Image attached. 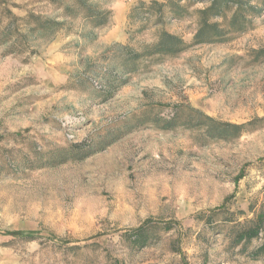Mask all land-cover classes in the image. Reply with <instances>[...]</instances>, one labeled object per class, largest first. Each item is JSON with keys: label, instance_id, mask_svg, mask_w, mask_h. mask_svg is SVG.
Returning <instances> with one entry per match:
<instances>
[{"label": "rangeland", "instance_id": "374dc122", "mask_svg": "<svg viewBox=\"0 0 264 264\" xmlns=\"http://www.w3.org/2000/svg\"><path fill=\"white\" fill-rule=\"evenodd\" d=\"M74 1L0 0L3 27L66 19L35 55L0 46V264H264L262 241L236 246L232 231L264 210V10L126 73L114 45L142 52L162 29L192 43L203 5L156 27L128 21L141 0H83L111 12L92 30L67 19ZM197 111L246 131L212 138Z\"/></svg>", "mask_w": 264, "mask_h": 264}, {"label": "trees", "instance_id": "16d2710c", "mask_svg": "<svg viewBox=\"0 0 264 264\" xmlns=\"http://www.w3.org/2000/svg\"><path fill=\"white\" fill-rule=\"evenodd\" d=\"M74 3L76 8L65 9L67 19H75L79 13H84L83 19L92 30L108 25L111 12L83 0H76ZM198 5H203V8L195 10L198 29L192 43L162 29L157 32L156 42L145 45L142 52L133 50L129 45H114L113 47L125 56L126 73L130 69V64L134 70V63L143 57H177L195 46L223 42L229 32H245L250 24L249 16L259 15L264 10V0H150L149 2L141 0L130 10L127 19L129 22L145 25L154 22L156 27H162L166 21L181 20L191 16L193 14L191 10ZM10 15V22L4 27L0 25V46L10 47L8 55L37 54V44L52 41L66 25V19L59 20L33 12L23 19L12 13ZM197 113L204 117L205 124H202V127L212 138L229 140L240 137L246 131V125L218 122L200 111ZM149 224L150 222L147 221L132 231L134 245L143 247L148 243L146 232ZM232 231L233 243L236 246L242 244L246 246L260 239L261 244L251 252V255L264 256V210L255 213V217L250 221L237 223ZM8 235L17 237L23 234L12 232Z\"/></svg>", "mask_w": 264, "mask_h": 264}]
</instances>
